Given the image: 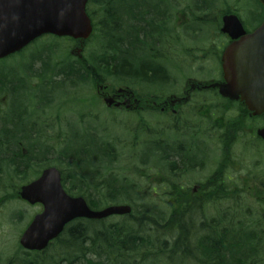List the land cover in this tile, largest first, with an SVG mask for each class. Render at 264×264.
<instances>
[{
	"label": "rangeland",
	"instance_id": "1",
	"mask_svg": "<svg viewBox=\"0 0 264 264\" xmlns=\"http://www.w3.org/2000/svg\"><path fill=\"white\" fill-rule=\"evenodd\" d=\"M148 2L150 12L159 16L155 26H162L158 18L162 19L165 14L166 32L170 34L160 37L155 31L156 41H147V48L137 54V62L157 66L162 73L149 75V80L129 75L123 80L115 74L104 73L103 67L101 76L109 86L127 84L140 97L157 101L170 94H182L190 88L191 81L208 82L220 73L216 51L221 44L228 42V38L219 30L223 13H239L247 26L256 27L259 24L257 17L262 16L260 10L263 12V8L260 6L259 10L254 0ZM117 3L116 0H107L105 5L93 2L94 21L102 22L105 19L104 13L110 12L111 8H118ZM116 13L120 14L117 20L123 23L129 21L124 12H113L112 17ZM144 30L157 29L148 23ZM106 38L93 49H88L85 44V58L90 52L93 55L103 52ZM50 45L56 47L53 53L46 48ZM77 45V41L66 37H42L24 53L21 52L22 55L0 61V77L4 76L15 83L20 73L15 75L21 67L32 62L34 70H37L41 59H46L49 66L50 61L58 64L76 61L70 51ZM134 50L129 49V54H133ZM109 55L107 53L106 57ZM129 63L133 74H137L136 62L130 59ZM26 82L16 87L15 91L12 90L15 92L13 95L8 91V97L6 89L0 90V197H6L0 203V264L18 263L20 257L25 258L29 251L22 248L19 240L33 217L43 209L41 204L33 205L18 199L16 193L23 184L38 177L48 164L59 167L65 174L69 182L65 184L67 190L70 188L75 192L81 187L76 167L69 163L59 166L55 163L59 160L55 154L67 145L83 148L80 135L88 131L96 133L100 142H108L109 146L113 144L118 150L113 161L108 158L92 161L99 166L102 178L119 175L122 179L136 183L139 198L134 194L132 196L137 198L139 210L149 209L161 221L167 219L174 208L172 201L176 195L173 192L186 197L189 189L191 197H199L203 195L201 187L207 178L219 169V177L223 173L227 179L222 185L228 198L216 204H206V213L209 216L228 214V217L233 213L236 223L242 220L257 229L260 238H263L264 248V141L258 140L251 132L259 122L256 124L255 119L246 117L243 109L233 107L221 113L220 110H211L209 104L201 100L200 104L196 103V107L192 105L189 109L184 104L175 114L170 109L162 112L158 108L130 111L125 108H108L98 94V83L93 80L81 82L69 79L68 83H61L52 89L43 80H38L35 85L28 80L23 83ZM31 88L37 90L35 94L30 92ZM195 99L199 101L201 96L196 94L192 97L193 102ZM12 110L23 112V115H6ZM233 112L240 114L232 116ZM218 121L220 125H217ZM4 122H8L9 126L3 125ZM5 135L9 139L15 137L16 142H7ZM225 137L228 141L232 140V143L228 142L226 147L229 161L222 169L220 164L224 157L221 154ZM161 142H164V152L154 147ZM22 148L29 152V156L24 159L19 156ZM47 152L56 161H43ZM11 161L16 163L10 164ZM172 164L176 166L172 167ZM94 193L106 201L104 191L100 196L97 191ZM121 219V216H113L107 221L113 223ZM255 221H258L257 225H254ZM56 252L57 249L53 248L48 255L58 257ZM261 259H264V253ZM45 260L49 262L47 258ZM173 264L181 262L176 259Z\"/></svg>",
	"mask_w": 264,
	"mask_h": 264
},
{
	"label": "trees",
	"instance_id": "2",
	"mask_svg": "<svg viewBox=\"0 0 264 264\" xmlns=\"http://www.w3.org/2000/svg\"><path fill=\"white\" fill-rule=\"evenodd\" d=\"M106 1L89 0L87 10L93 20L96 17L92 15V3L105 5ZM116 1L118 8H111L110 12H105V19L102 22L94 21L96 35H92V38L88 40L92 42L86 46L88 49H93L99 41L108 37L105 39L103 52L94 55L90 52V55L83 60L76 59V61H68L64 64L50 61L51 66L46 64L37 71L32 68V65H28L29 70L34 73V84H37L38 80H43L45 85L49 84L52 89L61 83H68L69 79L96 82L103 78L101 74L104 68V73L115 74L123 80L128 75L133 78L140 76L141 79L149 80L151 79L149 75L154 76L155 72L162 73L157 66L139 64L137 54L147 48V41L155 40V31L160 37L170 34L166 32L165 14L161 19L163 24L158 28L155 26V20L159 16H154L147 8L148 0ZM116 11L124 12L129 21L123 23L117 20L116 17L120 15L118 13L112 17L111 14ZM144 23H149L153 29L157 30L145 31ZM46 48L53 53L56 47L50 45ZM131 48H135L133 54H129ZM107 53L110 55L106 57ZM130 59L136 62L137 74H133L130 69V63H128ZM150 71L152 74H149ZM2 77H0V85L3 84L4 90H7L9 82ZM72 83L76 84V82ZM31 90L28 91L32 94L37 91L32 88ZM4 124L9 126L8 122ZM218 124L220 125L219 121ZM227 134L230 138L229 131ZM80 137H82L81 143L84 144L83 148L77 149L75 145H67L55 154L59 160L52 159L51 154L47 152L43 161L51 160L52 163L55 160L59 166L67 163L75 166L82 184L75 192H72L70 188L67 191L88 198V203L92 208H100L102 204L129 203L132 205V213L121 216L120 221L113 223L106 220H76L69 224L61 236L48 248L40 252H26L25 258L20 257L18 263L11 262V264H173L176 259L180 260L181 264H264V259H261L264 253L263 238H260L256 228L242 220L236 223L233 213L230 217L228 214L209 216L206 213V204H216L228 198V193L222 185L227 179L223 173L219 177V169L207 178L206 183L201 187L203 195L199 197L192 195L191 197L189 189L186 197L173 192L176 195L172 201L175 204L174 208L167 219L161 221L151 214L149 209L139 210L136 183L131 180L128 182L119 175L102 178L99 166L92 162L103 158H108L110 161L115 160L118 152L116 147L113 144L112 147V145L100 142L97 134L91 131L81 134ZM5 140L16 142L15 137L9 139L8 135H5ZM228 142L231 144L232 140L228 141L225 137L224 157L220 168L229 161V156L226 154ZM163 145L164 142H161L160 145H154V147L164 152ZM1 153L3 154V151ZM19 156L24 159L29 156V152L26 154L22 152ZM15 163L11 161L10 164ZM176 164H172V167ZM63 177L64 184H67L65 174ZM95 191L98 196L104 191L106 201L97 197ZM133 194L137 198L133 197ZM176 204L180 205L176 206ZM53 248L57 249L58 257L48 255ZM46 258L49 262H46Z\"/></svg>",
	"mask_w": 264,
	"mask_h": 264
},
{
	"label": "water",
	"instance_id": "3",
	"mask_svg": "<svg viewBox=\"0 0 264 264\" xmlns=\"http://www.w3.org/2000/svg\"><path fill=\"white\" fill-rule=\"evenodd\" d=\"M88 1L0 0V58L21 50L43 34L89 38L93 25L87 13ZM259 1L264 6V0ZM222 32L234 41L222 55L225 82L218 85L220 93L241 100L254 114L264 113V20L248 33L236 15H225ZM105 102L111 106L114 98L106 97ZM258 133L264 137V128ZM19 195L32 204L43 205V211L34 217L20 239L29 250L45 249L74 219H104L132 212L129 204L93 209L83 196L66 192L57 167L44 169L38 179L22 186Z\"/></svg>",
	"mask_w": 264,
	"mask_h": 264
},
{
	"label": "flooded vegetation",
	"instance_id": "4",
	"mask_svg": "<svg viewBox=\"0 0 264 264\" xmlns=\"http://www.w3.org/2000/svg\"><path fill=\"white\" fill-rule=\"evenodd\" d=\"M158 19H159L160 23L163 24L161 17ZM94 35H96L95 30H94ZM228 41L231 42L230 38H228ZM77 43H78L77 47L74 50H71L70 54L72 56L76 57V59H82L83 60V59H85V56H86L85 53L87 51L85 48V44L83 41H77ZM222 45L223 44H221L220 47H218L217 51H216L217 52L216 58L219 62L220 73L208 82L191 81L190 82V88H187L186 90H184L182 94H170V95H168V96H166V97H164L158 101L156 99L149 100V99L140 97L139 94L132 87H130L127 84L121 85L119 87L109 86L103 82L104 78L96 80V83H98V86H99L98 94H99V96L102 97L103 101L105 100L106 97H113L114 98V103L111 106H107L108 108H119V109L125 108L126 110H130V111H137V110L144 111L148 107L149 108L152 107V108H158L162 112H167L170 109L175 114L179 111V109L181 107H183L184 104H186L187 105L186 108L189 109L190 106H192V105H194V107H196L195 104L196 103L200 104L201 100L205 104H209V108L211 110H216V111L220 110L221 113H224L226 111H230L231 110L230 108H233V107L238 108L240 106V104H242V103L238 100H232L228 97H224L220 93V88L218 87L219 84L224 83V74L222 71V53H223L226 46H223V49L221 52L220 50H221ZM25 51L26 50L23 49L22 51L19 52V54L22 55V53H24ZM19 54L8 55L4 58H0V61H4L5 59L11 58V57H13V59H14V57H16ZM219 55H220V57H219ZM31 63L32 62H30V63L28 62V64H25L23 67H21V69L15 75V76H17L20 73V77H16L17 81L15 83L8 81L9 87L7 88V94H8V91H10L12 95L15 94V92H14L15 88L16 87L19 88L20 86L27 84V82L23 83L24 81H27V80L29 81V83L32 82V84L35 85L34 84L35 81L33 82V78H35L34 73L31 70H29V68H28V65H32ZM39 63H40V65H39V68L37 70H40L41 68H43L44 65L47 64V60L41 59ZM128 63H129V61H128ZM18 67H19V65H18ZM32 68H34L33 65H32ZM37 70H35V71H37ZM4 78H6V77H4ZM19 78H22V79H19ZM212 83H213V85L215 84L217 86L213 87L211 85ZM16 85H19V86H16ZM37 89H38V87H37ZM0 90H4L3 84L0 85ZM12 90H14V91H12ZM7 94H5L4 96H6ZM196 94H197V96H201V99L199 101L195 99V101L193 102L192 97H194ZM8 96H9V94L6 97H8ZM119 102L121 104L117 105L116 103H119ZM243 113L246 117L248 116L250 118L252 117L253 119H255L254 121H256L255 122L256 124H257V122H259L258 126H254V129H252L251 132H252V134H254L256 136V138L258 140L264 141V138L259 137L257 134L259 128H264V114L259 115V118H258V117L250 115L249 112L244 111ZM20 114L23 115V112H19V111H15V110H12L11 112L6 113V115L13 116V117H18ZM212 114H214V112H212ZM238 114H240V113L233 112L232 116H237ZM237 122H238V118H237ZM238 123L241 124L240 122H238ZM106 144L109 145L108 142ZM22 152L24 154H26L27 153L26 148H22ZM262 183L264 184V182H262ZM257 223H258V221H255L254 225H257Z\"/></svg>",
	"mask_w": 264,
	"mask_h": 264
}]
</instances>
